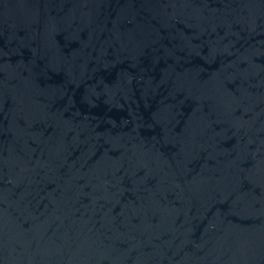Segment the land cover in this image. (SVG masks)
I'll return each mask as SVG.
<instances>
[{
  "label": "water",
  "instance_id": "95a60500",
  "mask_svg": "<svg viewBox=\"0 0 264 264\" xmlns=\"http://www.w3.org/2000/svg\"><path fill=\"white\" fill-rule=\"evenodd\" d=\"M0 264H264V0H0Z\"/></svg>",
  "mask_w": 264,
  "mask_h": 264
}]
</instances>
